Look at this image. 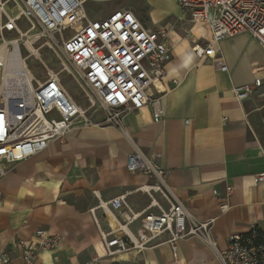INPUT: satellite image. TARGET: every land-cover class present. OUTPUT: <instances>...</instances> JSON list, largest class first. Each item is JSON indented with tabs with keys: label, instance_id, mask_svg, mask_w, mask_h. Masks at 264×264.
Instances as JSON below:
<instances>
[{
	"label": "crops",
	"instance_id": "obj_1",
	"mask_svg": "<svg viewBox=\"0 0 264 264\" xmlns=\"http://www.w3.org/2000/svg\"><path fill=\"white\" fill-rule=\"evenodd\" d=\"M172 1L174 14L186 19L189 15ZM147 2L155 6L154 0ZM129 8L147 28L168 29L170 48V40L178 36L176 29L186 26L173 25L172 21L162 24L165 15H157L158 9L149 10L154 15L149 21L142 8ZM202 26L204 31L192 49L212 44L216 55L199 60L192 49L171 48L167 74L149 92L161 99L163 116L159 122L154 121V109L148 104L126 116L125 131L94 122L77 124L63 142H53L34 157L9 167L0 179V256H7L10 264H25L17 244H33L36 232L42 229L59 235L61 243L42 253L34 264H88L97 260L99 264H172L168 235L155 240L144 252L126 253L131 255L128 260H119V255L107 257L101 242L93 211L101 228L107 230L109 221L101 204L152 183L146 174H133L126 168L129 155L137 149L168 173L167 187L194 219L214 221L209 231L212 244L200 236L177 243L179 264H218L217 252L227 249L232 235L253 230L264 234V184L255 182V177L264 173V152L250 139L249 110V101L264 86L254 89L244 101L234 94L237 87L253 85L254 70L264 68V64L251 69L250 79L234 80L232 47L246 41L263 55L264 49L249 34L212 43L208 27ZM219 60L226 63L227 72L219 69ZM99 118L98 122L103 120V116ZM126 202L141 212L151 201L148 195L133 192ZM161 203L168 208L165 201ZM224 204L229 205L225 212L221 209ZM130 228L137 234L140 222ZM166 250L170 252L168 259Z\"/></svg>",
	"mask_w": 264,
	"mask_h": 264
},
{
	"label": "built area",
	"instance_id": "obj_2",
	"mask_svg": "<svg viewBox=\"0 0 264 264\" xmlns=\"http://www.w3.org/2000/svg\"><path fill=\"white\" fill-rule=\"evenodd\" d=\"M13 1L21 12L11 16L2 8L6 17L0 16V31L16 33L14 40L4 44L9 53L17 46L25 67L8 72L0 57V179L11 165L34 157L53 142H63L75 125L93 124L87 110L78 106L62 86L59 73L49 70L48 79L42 82L30 71L29 57L41 58L44 48L65 59L63 71L73 77L91 107L101 111L103 120L96 125L125 131L126 116L148 104L154 109V121L162 119L161 99L153 98L149 92L165 78L167 65L172 60L168 29H149L127 9L117 10L105 19L92 20L84 11L86 0ZM176 1L184 15H192L208 27L212 43L249 34L264 49V0ZM6 7L9 8L8 4ZM21 19L27 21L26 28L19 25ZM82 23L77 32L67 35L72 26ZM22 48L27 52L26 57L22 55ZM192 52L199 60L216 55L212 44L196 45ZM216 64L221 71H228L223 60ZM261 73L264 68L255 69L253 85L234 89L238 100L248 99L254 89L264 86ZM126 168L130 173L150 177L152 183L133 192L148 195L151 202L145 210L136 212L126 202L133 194L128 192L101 204L109 221L107 230L101 228L93 211L107 257L144 252L155 240L168 235L172 264H179L178 242L200 236L212 244L209 231L214 221L200 222L192 217L167 187L165 170L158 168L140 149L129 155ZM255 182L264 184V173L257 175ZM227 191L231 193L232 188L228 187ZM161 200L168 208H164ZM221 209L225 212L229 205L224 204ZM137 222L140 228L134 234L130 227ZM34 239L33 244L25 241L17 244L25 264H34L42 253L55 250L61 243L59 235L42 229ZM217 259L218 264H264V234L251 231L232 235L227 249L217 252ZM10 263L7 256H0V264ZM88 264H99V260Z\"/></svg>",
	"mask_w": 264,
	"mask_h": 264
},
{
	"label": "rangeland",
	"instance_id": "obj_3",
	"mask_svg": "<svg viewBox=\"0 0 264 264\" xmlns=\"http://www.w3.org/2000/svg\"><path fill=\"white\" fill-rule=\"evenodd\" d=\"M148 0H87L84 5V11L87 14V17L90 19L101 20L111 12L127 9L129 7L142 8L148 15L149 21L154 20V15L149 13L151 9H158V14L164 16L165 18L162 21V24H169L172 21L173 25H186L176 29L178 36H175L176 40H170L171 48H180L190 52L192 46L197 41L198 37L204 31L203 24L195 21L192 15H189L186 19L180 20L178 14H174V4L172 0H154L155 6ZM6 4H8L9 13L11 15H16L14 8L17 6L13 0H0V16L5 14L2 12V8H5L7 11ZM175 17H170V16ZM173 18V19H172ZM1 24V23H0ZM19 25L22 28H26L27 21L21 19ZM82 24L74 25L66 31L67 35H71L74 32H77ZM1 27V25H0ZM191 35V36H190ZM16 38V33H8L6 31H0V47L4 42L12 41ZM11 49V45H9ZM22 55L26 57L27 52L22 48ZM41 58L35 56H30L28 59V66L30 71L35 75L36 79L42 82H45L48 79V72L54 71L55 73L60 74L61 84L66 89L69 96L72 98L75 103L83 109L87 110V117L89 120H92L94 123L98 122L99 117H102L101 111L97 107H91L88 98L83 93L79 85L70 76L69 73L63 71L62 61L65 59L63 57L57 56L50 49L44 48L41 51ZM264 64V55L246 41H240L232 47V76L234 80H248L252 77L251 69ZM264 90H260L255 94L250 103V139L257 142L261 151L264 152ZM263 94V95H262ZM166 259L170 257L169 250H166ZM131 255H119V260H128ZM111 258V257H109ZM126 263V262H125ZM114 264V263H112Z\"/></svg>",
	"mask_w": 264,
	"mask_h": 264
},
{
	"label": "bare ground",
	"instance_id": "obj_4",
	"mask_svg": "<svg viewBox=\"0 0 264 264\" xmlns=\"http://www.w3.org/2000/svg\"><path fill=\"white\" fill-rule=\"evenodd\" d=\"M14 10L16 15H19V13L21 12L19 6H16ZM7 13L11 15L8 9H7ZM16 15H11V16H16ZM0 57L4 60L8 72L14 73V71H19L20 69L25 67L24 65L25 63H23V61H21L19 58L18 49L16 45H14V50L12 53L8 52L7 44L2 45V47H0Z\"/></svg>",
	"mask_w": 264,
	"mask_h": 264
},
{
	"label": "trees",
	"instance_id": "obj_5",
	"mask_svg": "<svg viewBox=\"0 0 264 264\" xmlns=\"http://www.w3.org/2000/svg\"><path fill=\"white\" fill-rule=\"evenodd\" d=\"M253 231H257L258 233L263 234L262 232H260L258 230H253ZM114 264H138V263H134V262H128V263L114 262Z\"/></svg>",
	"mask_w": 264,
	"mask_h": 264
}]
</instances>
